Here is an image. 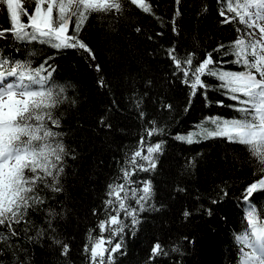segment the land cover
Returning a JSON list of instances; mask_svg holds the SVG:
<instances>
[{
    "label": "trees",
    "instance_id": "trees-1",
    "mask_svg": "<svg viewBox=\"0 0 264 264\" xmlns=\"http://www.w3.org/2000/svg\"><path fill=\"white\" fill-rule=\"evenodd\" d=\"M22 2L34 14V4ZM120 2L121 12H94L84 21L79 37L91 54L79 48L57 50L39 42L0 38V55L30 59L33 66L46 60V67H54L52 79L65 91L52 110L59 126L50 122L49 126L61 133L57 139L66 153L59 175L62 190H52L51 178L47 186H40L44 203L28 210L30 224L14 225L18 236L7 243L0 240V264H91L93 241L110 238L107 228L101 230L97 225L106 216L104 201L115 199L107 195L108 185L123 183L117 180L122 176L121 167L133 172L132 181L140 182L126 185L128 189H139L144 181H151L152 197L145 210L138 212L140 222L134 230L126 227L111 244H105L106 264L110 256L114 264H238L241 245L234 237L245 228L248 204L243 195L264 175L245 145L222 137L197 136L198 142L191 144L176 138L197 132V125L206 117L229 118L237 113L223 106L236 102L214 90L219 82L213 77L206 78L213 85L207 97L198 90L189 104V85L182 83L183 73L174 75L175 63L168 50L175 47L178 57L194 53L193 66L196 58L202 61L208 53L214 59L230 61L232 55L221 53L249 30L237 21L222 23L220 0H144L149 12L131 0ZM232 15L226 12V16ZM23 20L28 23L26 17ZM74 21L75 17L69 34ZM9 23L6 5L0 3V26L6 28ZM221 67L241 70L230 63ZM134 97L143 98V119ZM221 100L223 105L217 103ZM162 103L171 109L163 108ZM152 120L164 131L149 137L145 128L151 129L148 122ZM204 126L211 127L207 122ZM159 142L163 144L154 154L155 169L133 171L128 161L134 152L147 155V147ZM137 163L146 164L140 158ZM252 199L264 204V190L253 193ZM126 203L139 209L131 199ZM49 210L59 213L52 223L55 235L68 245L67 255H62L61 246L51 238ZM120 218L130 224L131 218L123 211ZM37 231L43 235L37 236ZM121 241V248L113 253L111 249ZM156 243L163 252L153 256Z\"/></svg>",
    "mask_w": 264,
    "mask_h": 264
},
{
    "label": "snow or ice",
    "instance_id": "snow-or-ice-1",
    "mask_svg": "<svg viewBox=\"0 0 264 264\" xmlns=\"http://www.w3.org/2000/svg\"><path fill=\"white\" fill-rule=\"evenodd\" d=\"M28 2L30 5L34 4V14L28 13L22 0H0V3L6 5V12L10 15L9 25L6 28L0 26V38L9 36L25 42H39L57 50L79 48L89 54L91 49L79 37L87 17L94 12L115 14L122 11L120 0ZM131 3L138 5L145 12L150 11V6L144 0H131ZM220 3V15L225 17L222 23L237 21L244 25L245 29L252 30L238 35L229 46V51L221 53V56L232 55V60L214 59L212 54L208 53L202 61L196 58L198 62L193 66L194 53L178 57L174 54L173 47L168 50V54L175 63L174 75L183 73L182 83L189 85V104L191 97L196 96L198 90L202 89L201 94L207 97V90L213 89V85L208 84L206 78L213 77L219 82L214 90L236 102L223 105L221 100L217 103L233 109L237 115L229 118L220 115L206 117L197 125V132L176 138L191 144L198 142L195 139L197 136L203 139L222 137L229 142L245 145L250 155L257 159V170L264 175V0H220ZM54 12L57 15H54ZM226 12L234 15L226 16ZM23 17L27 18L28 23L24 22ZM73 17L74 27L69 34ZM256 29L259 31V37ZM236 31L239 34L241 29L237 28ZM46 63L45 60L33 66L30 59L15 60L0 55V240L6 243L11 237L19 235L14 225L31 223L30 219H26L28 210L44 203L40 186H47L48 178H51L50 187L53 191L62 190L59 175L63 172L61 161L66 153L62 141L57 139L61 133L53 131L49 122L59 126L60 121L53 117L52 110L61 102L65 88L55 83L52 79L54 67H46ZM229 63L240 67L241 70H227L221 67L222 64ZM100 83L105 86L102 79ZM133 102L143 119V98L134 97ZM161 106L167 109L172 107L164 103ZM205 122L211 127H205ZM101 123L103 124V120ZM148 123L152 125L151 129L145 128L149 137L158 132L163 133V128L155 126V120ZM141 141L143 142V137ZM162 144L163 142H159L148 146L147 155L142 156L141 151H135L128 161L133 171L139 169L148 172L155 169L154 154L162 150ZM137 158L146 164H138ZM120 172L122 176L117 177V180L122 179L123 183L114 181L108 185L107 195L115 199L104 201L106 216L97 225L101 230L107 228L110 238L107 241L102 238L93 241V237L89 235V240L93 241L90 249L91 264H106L105 253L108 248L105 244H111L112 239L123 234L126 227L131 226L134 230V226L140 222L138 212L145 210L144 205L152 197L151 181H144L143 187L139 189H128L126 185L140 182L131 180L133 172L128 168L121 167ZM258 190H264V179L251 183L243 195L248 204L245 228L234 237L241 245L238 249V264H264V204L252 199L253 193ZM129 199L139 205V209L127 204ZM121 211L125 217L131 218L130 224L126 225L120 218ZM93 214L95 215V210ZM184 214L189 215L187 211ZM57 215L59 213L49 210L47 226L53 233L51 238L54 244L61 246L62 255H67L68 245L55 235L56 229L52 220ZM24 231L27 232V227ZM36 235H43V231H37ZM121 243L122 241L115 243L111 251L115 253L119 250ZM85 251H89L87 246ZM162 252L161 245L156 243L152 255H160ZM107 264H114L111 256Z\"/></svg>",
    "mask_w": 264,
    "mask_h": 264
},
{
    "label": "rangeland",
    "instance_id": "rangeland-1",
    "mask_svg": "<svg viewBox=\"0 0 264 264\" xmlns=\"http://www.w3.org/2000/svg\"><path fill=\"white\" fill-rule=\"evenodd\" d=\"M249 31H252L251 29H248ZM256 31V34H257V37H259V31L258 29L255 30Z\"/></svg>",
    "mask_w": 264,
    "mask_h": 264
}]
</instances>
